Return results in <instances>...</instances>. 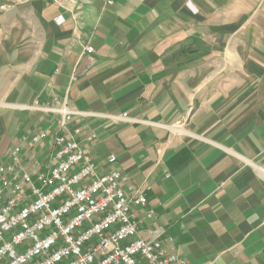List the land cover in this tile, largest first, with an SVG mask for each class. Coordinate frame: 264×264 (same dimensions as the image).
I'll list each match as a JSON object with an SVG mask.
<instances>
[{
    "label": "crops",
    "instance_id": "crops-1",
    "mask_svg": "<svg viewBox=\"0 0 264 264\" xmlns=\"http://www.w3.org/2000/svg\"><path fill=\"white\" fill-rule=\"evenodd\" d=\"M54 135L144 194L140 236L264 264V0H0V165L34 177Z\"/></svg>",
    "mask_w": 264,
    "mask_h": 264
},
{
    "label": "built area",
    "instance_id": "built-area-1",
    "mask_svg": "<svg viewBox=\"0 0 264 264\" xmlns=\"http://www.w3.org/2000/svg\"><path fill=\"white\" fill-rule=\"evenodd\" d=\"M59 111L64 127L69 110ZM45 137L40 132L30 141ZM52 143L53 163L34 177L17 168L18 147L11 150V162L0 165V264H187L170 236L139 235L132 205L148 216L153 211L124 173H98L72 138L54 135Z\"/></svg>",
    "mask_w": 264,
    "mask_h": 264
}]
</instances>
